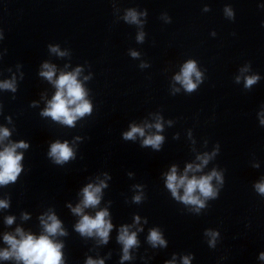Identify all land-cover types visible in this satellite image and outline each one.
I'll use <instances>...</instances> for the list:
<instances>
[{"label": "water", "instance_id": "obj_1", "mask_svg": "<svg viewBox=\"0 0 264 264\" xmlns=\"http://www.w3.org/2000/svg\"><path fill=\"white\" fill-rule=\"evenodd\" d=\"M130 10L138 22L125 19ZM189 60L202 74L192 92L175 79ZM45 63L55 67L53 81L79 68L91 112L73 126L42 115L57 91L41 75ZM250 75L260 79L245 88ZM5 81L15 90L0 87V130L10 133L0 151L28 146L16 148V180L0 185L8 205L0 207V252L11 249L5 234L39 237L41 217L55 214L65 234L50 239L61 245V264H264V194L256 188L264 182V0H0ZM133 125L145 135L125 139ZM154 134L163 137L158 149L143 144ZM57 141L74 152L63 164L49 155ZM173 166L189 179L215 170V197L197 190L204 207L174 197L166 183ZM101 181L100 202L74 213L83 189ZM177 191L183 196L184 187ZM104 209L113 225L107 242L76 230L81 215ZM124 226L137 239L129 259L118 239ZM153 229L165 244L150 242Z\"/></svg>", "mask_w": 264, "mask_h": 264}, {"label": "clouds", "instance_id": "obj_2", "mask_svg": "<svg viewBox=\"0 0 264 264\" xmlns=\"http://www.w3.org/2000/svg\"><path fill=\"white\" fill-rule=\"evenodd\" d=\"M207 11V8H205ZM229 16L232 15L231 9H226ZM129 22H138L137 14L134 11H129L125 17ZM138 40H143V34L138 36ZM52 51L58 52V48L53 47ZM60 55L64 53L60 52ZM133 56H137L136 52L132 53ZM44 71L41 75L46 77L48 80L53 81L55 74V67L45 63L43 65ZM79 72V68L74 73H61L58 79L54 80L53 83L57 87V91L53 96L52 100L48 102V107L44 109L42 115L51 116L53 120L60 121L63 124L73 126L75 120L78 117L84 116L86 113L91 112V104L85 99V89L81 83L76 79V75ZM195 76V80H193ZM175 79L182 83L185 90L188 92L194 91L198 83L202 80V74L197 68V64L194 60L187 61L182 68L181 74L177 75ZM237 77V81H239ZM260 79L258 75H250L245 77L244 86L245 88H251ZM0 87L10 88L15 90L14 83L11 81H5L0 83ZM261 123L264 124V116L261 118ZM155 127L159 130L162 125L157 122ZM136 134L144 136V128L133 125L130 131L124 133L125 139H134ZM9 130L4 128L0 130V137L9 136ZM163 141V137L159 134L149 135L143 140L145 146H152L158 149ZM28 145L24 141L14 143L10 146H6L0 151V185H7L9 182H14L21 172V159L22 153H17L16 148H26ZM49 155L54 158L55 163L63 164L70 158L74 157V152L67 142H55L51 145ZM203 163H207L209 156L205 155L200 157ZM197 168L200 165H196ZM192 165L189 164L185 172L191 169ZM213 177L221 180L219 173L215 170L200 178L192 177L189 179L187 175L177 176L176 168L173 166L171 171L167 174V188L171 190L172 195L179 200H182L186 204L197 205L198 207H204V201L201 200L194 193L199 190V193L203 197H215L216 191L211 184ZM104 181H101L99 185L89 184L83 189V200L80 205H77L72 211L78 215L83 212V209L90 206H96L100 202L101 189L105 187ZM183 186L184 194L180 196L178 189ZM257 191L264 194V182L256 185ZM136 201L140 200V196L134 197ZM7 201L0 200V207H7ZM108 212L106 209L98 211L95 217L88 214L81 215L80 221L76 224V230L82 235H92L95 233L98 235L103 242H107L109 231L113 227L111 222L106 219ZM13 217L7 218V223L13 222ZM139 218L137 217V220ZM41 222L44 225L45 233L39 237L32 234H25L21 229H17L20 233L21 239H16L11 234H5V241L11 246L10 250H4L0 252V257L8 259L15 256L17 260H23L24 264H61V245L50 239V235H56L57 233L64 235L65 232L61 227V222L57 219L55 214H48L47 220L41 217ZM213 237L216 233H211ZM119 241L124 245V256L122 259H129L128 249L137 244L136 234L129 233L127 226L121 228ZM153 245L159 243L165 244L160 232L156 229L151 230L148 237ZM211 243H214L211 242ZM261 259H264V253H261ZM87 264H103V261H94L91 258L88 259ZM184 264H189L188 258H184Z\"/></svg>", "mask_w": 264, "mask_h": 264}]
</instances>
